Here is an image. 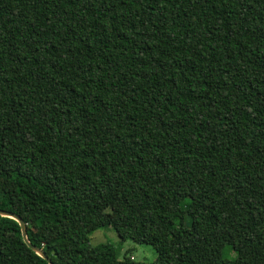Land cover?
Returning <instances> with one entry per match:
<instances>
[{
    "label": "trees",
    "instance_id": "obj_1",
    "mask_svg": "<svg viewBox=\"0 0 264 264\" xmlns=\"http://www.w3.org/2000/svg\"><path fill=\"white\" fill-rule=\"evenodd\" d=\"M0 210L52 264H264V0H0ZM0 264L48 263L0 216Z\"/></svg>",
    "mask_w": 264,
    "mask_h": 264
},
{
    "label": "rangeland",
    "instance_id": "obj_2",
    "mask_svg": "<svg viewBox=\"0 0 264 264\" xmlns=\"http://www.w3.org/2000/svg\"><path fill=\"white\" fill-rule=\"evenodd\" d=\"M104 217L121 220L123 218V212L117 207H111L106 211ZM89 241L91 246L109 243L120 247V260H122L123 257H129L135 263H151L156 258V252L152 247L144 244H135L129 240L121 241L111 227L94 231L90 235ZM226 251H228V248Z\"/></svg>",
    "mask_w": 264,
    "mask_h": 264
},
{
    "label": "water",
    "instance_id": "obj_3",
    "mask_svg": "<svg viewBox=\"0 0 264 264\" xmlns=\"http://www.w3.org/2000/svg\"><path fill=\"white\" fill-rule=\"evenodd\" d=\"M0 216L1 217H6V218H10L14 221H16L20 227V231H21V236H22V240L25 243V245L31 250L33 251L36 255H38L40 258H42L43 260H45L48 264H52L51 261L49 260V258L44 254V252L40 249L35 248L34 246H32L27 238V232H26V227L24 225V223L22 222V220L20 218H18L17 216L5 212V211H1L0 210Z\"/></svg>",
    "mask_w": 264,
    "mask_h": 264
}]
</instances>
